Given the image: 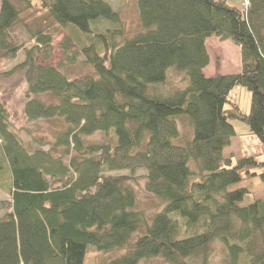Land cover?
Here are the masks:
<instances>
[{"label": "trees", "instance_id": "trees-1", "mask_svg": "<svg viewBox=\"0 0 264 264\" xmlns=\"http://www.w3.org/2000/svg\"><path fill=\"white\" fill-rule=\"evenodd\" d=\"M0 2V62L23 53L0 83L20 73L26 118L67 124L34 147L0 101V175L9 173L11 197L0 217V264H85L90 246L126 250L104 264H218V245L222 264H264V198L242 205L250 191L238 186L264 184V160L226 156L234 121L264 146V0L247 9L228 0H137L141 29L132 37L107 0ZM100 21L111 26L99 29ZM61 29L56 67L52 41ZM211 37L240 46V72L205 74ZM81 57L89 71L72 77L63 66ZM171 68L188 85L164 94ZM239 86L251 92L248 113L233 98ZM118 170L129 173H108ZM138 170L165 205L153 216L136 208Z\"/></svg>", "mask_w": 264, "mask_h": 264}, {"label": "rangeland", "instance_id": "rangeland-1", "mask_svg": "<svg viewBox=\"0 0 264 264\" xmlns=\"http://www.w3.org/2000/svg\"><path fill=\"white\" fill-rule=\"evenodd\" d=\"M114 9H118V13L123 20L127 31V37H132L141 29V21L139 16V8L137 0H107ZM231 5L246 8V0H228ZM1 5V2H0ZM97 28L104 29L110 27L111 24L106 21H100L95 24ZM19 36L24 40L22 31H19ZM67 36L66 31L61 29L53 36L52 49L53 55L51 63L54 66H59L62 62L64 52L62 49L63 39ZM207 43L210 55V62L206 69V75H225L234 74L241 71L242 61L238 64L235 59L238 49L234 42L231 40H222L219 37H212ZM240 47V46H239ZM240 51V50H239ZM240 54V53H239ZM23 59V53L19 52L17 57L11 61L0 62V72L10 70L14 65ZM85 59L83 57L77 59L73 63L66 61L64 70H66L72 77L81 76L89 71L88 67L82 63ZM210 77V76H209ZM0 83V101H2L10 112L11 121L15 129L19 132L21 138L26 144H31L34 147H39L38 143L34 140L44 138L45 140H54L57 134L67 127L64 118L56 119H40L37 121H29L24 112L25 91L27 85L22 80L20 73H16L7 79H1ZM166 89L161 90L164 94L174 88H184L188 85V78L186 73L169 69L167 73V83L164 84ZM162 87V86H161ZM162 89V88H161ZM233 98L239 103L243 112L248 113L251 106V92L245 87H236L233 90ZM236 130L238 132L239 141L234 140L228 150L226 156L233 157L234 159L241 158L242 156H258L260 160H264V146L260 140L249 134V126L242 121H234ZM179 126L182 139H186L191 135V128L188 121L184 118L179 120ZM103 135H99V139H103ZM44 149H48L49 145H44ZM260 172L261 169H258ZM112 174H125L129 173L128 170L111 171ZM145 172L138 170L135 173L137 177L133 182L137 194V209L144 210L148 216H153L156 212L162 211L165 207L164 203L146 190V180L144 178ZM10 176L7 171L0 175V217L11 211V197L8 193V183ZM238 186H248L250 193L247 194L242 205H247L254 201V199L264 198V188L257 178L252 180H244ZM126 253V250L104 253L94 250L90 246V252L85 258V264H104L118 256ZM224 255V250L221 245H218L217 253L213 261L222 264L221 258ZM139 264H168L160 257H150L142 259Z\"/></svg>", "mask_w": 264, "mask_h": 264}, {"label": "crops", "instance_id": "crops-1", "mask_svg": "<svg viewBox=\"0 0 264 264\" xmlns=\"http://www.w3.org/2000/svg\"><path fill=\"white\" fill-rule=\"evenodd\" d=\"M210 39H213L212 37L211 38H207V40H206V47H207V50H208V46H207V43H208V41L210 40ZM237 47V49H238V52H237V55L238 56H236V59H235V63L236 64H238L239 62H241V48L239 47V46H236ZM240 50V51H239ZM209 52V51H208ZM240 53V54H239ZM208 67V66H207ZM207 67L204 69V72L206 73V69H207ZM207 76H213V75H207ZM235 127H236V125H235ZM234 140H236V141H239V138H238V136H235V137H233L232 138V140H231V145H232V143H233V141ZM230 145V146H231ZM230 146L228 147V148H226V150H228L229 148H230ZM262 185H264L263 183H261ZM263 188H264V186H263Z\"/></svg>", "mask_w": 264, "mask_h": 264}, {"label": "built area", "instance_id": "built-area-1", "mask_svg": "<svg viewBox=\"0 0 264 264\" xmlns=\"http://www.w3.org/2000/svg\"><path fill=\"white\" fill-rule=\"evenodd\" d=\"M246 5H247V6L249 5V0H246ZM247 6H246V7H247Z\"/></svg>", "mask_w": 264, "mask_h": 264}]
</instances>
